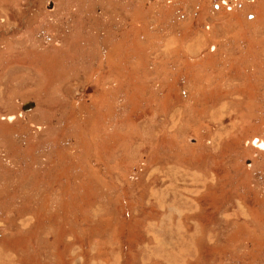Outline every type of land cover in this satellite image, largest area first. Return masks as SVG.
I'll return each mask as SVG.
<instances>
[{"label":"rangeland","instance_id":"1","mask_svg":"<svg viewBox=\"0 0 264 264\" xmlns=\"http://www.w3.org/2000/svg\"><path fill=\"white\" fill-rule=\"evenodd\" d=\"M0 264H264V0H0Z\"/></svg>","mask_w":264,"mask_h":264},{"label":"water","instance_id":"2","mask_svg":"<svg viewBox=\"0 0 264 264\" xmlns=\"http://www.w3.org/2000/svg\"><path fill=\"white\" fill-rule=\"evenodd\" d=\"M32 107H34V103H29L25 107H23V110H30Z\"/></svg>","mask_w":264,"mask_h":264},{"label":"flooded vegetation","instance_id":"3","mask_svg":"<svg viewBox=\"0 0 264 264\" xmlns=\"http://www.w3.org/2000/svg\"><path fill=\"white\" fill-rule=\"evenodd\" d=\"M244 3H251L250 1H248V0H244ZM221 4H218L217 6H218V8H220L221 6H220ZM241 9L243 8V4L241 5V6H239ZM239 7H237V8H239ZM232 9V8H231ZM230 9V10H231Z\"/></svg>","mask_w":264,"mask_h":264},{"label":"bare ground","instance_id":"4","mask_svg":"<svg viewBox=\"0 0 264 264\" xmlns=\"http://www.w3.org/2000/svg\"><path fill=\"white\" fill-rule=\"evenodd\" d=\"M248 1H250V2H251V1H253V0H248Z\"/></svg>","mask_w":264,"mask_h":264}]
</instances>
